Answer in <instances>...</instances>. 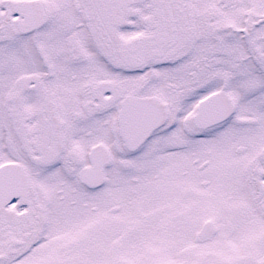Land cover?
Instances as JSON below:
<instances>
[{
    "label": "snow or ice",
    "instance_id": "snow-or-ice-1",
    "mask_svg": "<svg viewBox=\"0 0 264 264\" xmlns=\"http://www.w3.org/2000/svg\"><path fill=\"white\" fill-rule=\"evenodd\" d=\"M0 264H264V0H0Z\"/></svg>",
    "mask_w": 264,
    "mask_h": 264
}]
</instances>
